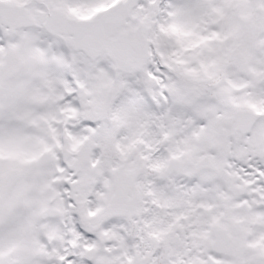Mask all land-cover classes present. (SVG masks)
Masks as SVG:
<instances>
[{
    "label": "snow or ice",
    "instance_id": "6c2138e0",
    "mask_svg": "<svg viewBox=\"0 0 264 264\" xmlns=\"http://www.w3.org/2000/svg\"><path fill=\"white\" fill-rule=\"evenodd\" d=\"M0 264H264V0H0Z\"/></svg>",
    "mask_w": 264,
    "mask_h": 264
}]
</instances>
